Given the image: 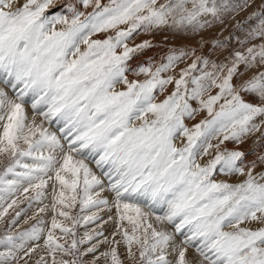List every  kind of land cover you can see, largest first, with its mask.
<instances>
[{"label": "snow or ice", "instance_id": "6c2138e0", "mask_svg": "<svg viewBox=\"0 0 264 264\" xmlns=\"http://www.w3.org/2000/svg\"><path fill=\"white\" fill-rule=\"evenodd\" d=\"M253 3L75 0L66 6L70 17H49L46 10L53 0H0V76L16 97L0 89V157L7 160L0 173V221L18 204V195L34 191L31 207L33 201L42 202L53 175L59 185L58 192L56 183L52 185L50 227H42L45 221L39 219L18 233L6 231L0 237L5 249L0 264H20L21 252L31 258L39 255L38 249L50 261L40 255L36 264H122L116 247L99 252L108 242L107 237L98 239L102 229L76 238L81 221L89 225L102 220L94 211L102 208L115 209L108 219L116 223L132 264H173L166 254L171 235L149 222L158 208L163 215H156V221L175 223L178 233L187 228L184 243L193 246L198 240L197 251L206 264H264V171L254 175L255 162L246 169L241 151H217L207 163L198 162L219 149L211 139L222 135L220 143L242 142L253 132L264 134V0L259 11L237 23L244 33L237 38L240 49L223 61L197 56L190 48L170 49L166 62L154 70L138 66V74L147 77L143 82L126 76L132 56L152 46L149 41L129 46L138 30L199 33ZM227 46V40L214 42L215 48ZM190 56L195 59L178 69V78L161 75ZM118 84L126 88L117 90ZM169 84L174 91L154 102L155 90L163 92ZM29 95L34 113L50 123L63 122L62 137L34 118L29 121L24 107ZM198 111H206L207 118L189 129L185 118ZM181 137L187 142L178 147L174 141ZM258 159L264 165V156ZM86 160L108 177L112 201L100 197L104 182ZM217 166L225 176L238 173L247 179L236 184L217 181ZM77 203L81 213L92 214L72 215ZM48 209L45 205L39 213ZM20 216L15 213L9 228ZM246 221L261 226H242ZM63 237L71 242L61 243ZM84 244L90 246L81 248ZM175 264H190L185 248L178 250Z\"/></svg>", "mask_w": 264, "mask_h": 264}, {"label": "rangeland", "instance_id": "374dc122", "mask_svg": "<svg viewBox=\"0 0 264 264\" xmlns=\"http://www.w3.org/2000/svg\"><path fill=\"white\" fill-rule=\"evenodd\" d=\"M67 1L70 4H73L75 0H70V1L69 0H53V4L46 10V15H48L49 17L53 15H67L70 17L71 13L68 12V10L66 9L67 8L66 6L69 5ZM102 2L106 4L108 3V0H102ZM159 2H163V0H159ZM261 2L262 0H254L253 6L247 9L246 11L241 12L238 15H234L233 17L227 18L223 24H220L219 22H214L211 27H207L199 33L176 32L169 28H162L159 30L153 29L147 32L138 30L137 33H134L133 36L129 39L128 41L129 46L132 47L144 41H149L152 46L144 49L143 51L136 52L132 56V58L128 61V64H129L128 67L130 69L128 72H126V76L128 80L129 81L138 80L140 82H143L145 79H147V77L144 74H138V66H152L154 70L156 66H158L159 64L163 62H166L165 58L168 55L170 49L190 48V49L195 50V53L197 56L207 57L210 60L223 61L224 58L228 56L229 53H231L233 50L240 49V45L238 43L237 38H242L244 33L237 29V23L243 24L245 21H247L248 16L251 15L253 11H259V6ZM80 10L83 11L84 9L81 8ZM88 11H91V9H88ZM208 19H211V17H208ZM59 27L61 26L57 25V28ZM225 40L228 41V46L226 49L214 47L215 41H225ZM194 59H195V56H190L186 58L181 64H179L176 69H170L168 72L162 73L161 75L164 77L172 75L178 78V69L186 67ZM131 62H134V66L131 65L132 64ZM130 65L133 68H131ZM194 74L198 75L199 73H194ZM4 84L5 83H3L0 79V88L1 87L7 88L6 84L5 85ZM6 88H4L5 92H6ZM116 88L117 90H124L126 88V85L118 84ZM8 89H9V92H11V94L9 95L10 98L15 100L16 97H15L14 90H12L11 87H9ZM172 91H174L173 84L167 85L163 92H160L158 89L155 90L154 92L155 101L154 102L156 103L162 102L169 94H171ZM213 92H215V90H213ZM190 104L194 108L200 107L198 102L196 101H190ZM24 106H27L28 108L29 104L25 103ZM30 112L31 114L33 113L31 120L32 118H35L37 123H43L44 127L46 126L50 127L51 133L56 134L57 137H62V133H60L61 131L59 127L53 125L52 122L50 123L44 120L42 116L37 115L33 111H30ZM206 118H207L206 111H198L194 115L193 118L191 119L187 117L185 118V125L189 129H192L196 123H199L201 120L206 119ZM221 139H222V135L220 137L211 139L209 141L213 145L219 144V149L213 148L212 150H210V154L208 156L198 157L199 163L201 164L207 163L210 159L214 158L217 151L222 152V153L230 152V151H241L244 153V157L242 159L244 162L243 166L246 169L248 167H251L252 163L255 162L256 167L253 169L254 175L260 173L261 171H264V165H261L258 159L260 156H264V134H262L261 132H253L247 138L243 139L242 142H236L234 140H227V141H224L223 143H220ZM174 142L176 143L178 147H182L184 144H186L187 141H186V138L181 137L180 139H177ZM61 143H65V141L61 139ZM44 154L47 155L48 154L47 151H45ZM77 159H79V157H77ZM0 161H3V162H0V173H2L4 170V166L7 163V160L3 157H0ZM25 162L31 163V160H26ZM85 162L89 164V167L92 169L95 175L101 178L102 181L104 182L105 191H103L104 193L102 192L104 196L105 192H107L106 190H107V185H108V181H107L108 177L100 173L99 170L94 165V163L91 162L90 160H86ZM214 178L217 181L226 180L229 183L236 184V183H242L245 179H247V176L246 175L241 176L238 173L225 176L223 173L219 171V166H217V171L214 173ZM54 182L55 181H54V175H53V180H50L48 182L49 186L44 189L45 195L41 198L42 202L36 203L33 201L31 207H29V202H30L31 197L35 196L34 191L30 190L28 193L18 195L17 197L18 204L14 206L13 208H10L8 210L7 216H5V218L2 221H0V237H2L6 231L18 233L25 229H29L34 224H36L39 219H43L45 221V224L42 225V227H45V228L50 227L51 216L53 215V213L50 211V205L52 203V185ZM55 183H56V190L58 192L59 185H58V182H55ZM96 191H99V189H95L94 193ZM102 193L100 194V197L104 198L102 196ZM109 193H110L109 201H112L114 199V196L111 192ZM107 195L109 196L108 193ZM81 196H82V192H81ZM25 197H28L29 199H25ZM10 202H11L10 200L6 201V204ZM45 205H48L49 209L43 213H39V209L44 207ZM104 209H106L105 211L108 212L107 214H105ZM144 210L148 211V208L145 207ZM94 211H96L97 215L102 217V220L97 221L96 223H93V224H89V225H84L83 221H81V224L77 226V228L75 229L77 233V236H76L77 240H79L86 231L87 232L92 231V233H94L95 231L102 229L104 232V235L102 237H99L98 239L101 242H103L104 237H107L108 242L101 244L99 252L108 251L111 247H116L118 254L120 256V259L122 261V264H132L130 258H128L127 256V248H126V245L124 244L123 238H121L122 236L117 233L116 223L114 222V220L108 219L109 215L115 216V209H112L111 212H109L107 208H102L100 210H94ZM16 212H21V216L18 218L17 223L15 225H12L9 228V222L15 217ZM154 213L155 214H150L149 222H151L153 226L156 227L158 230H163L167 232L168 234H170L172 237V240L170 241V245H169L170 248L168 247L166 249V254H167V250L171 253V255L167 254V257L168 259H171L170 261H172L173 264H175L176 260L178 259V250L180 248L186 249V259L190 262V264H206V262L203 261V258L200 256L199 252L197 251L196 245H198V242L194 241L193 246H188L184 243L185 238L190 234L187 228L183 229V231H185V238H183L182 233L181 232L178 233L176 231L175 223L173 224L167 221L163 223H159L156 221L155 217L156 215H163V214L155 210H154ZM71 214L74 216H80L84 214L91 215L92 213L91 212L81 213L79 203H77L75 208L71 210ZM125 225H126V222H125ZM105 226L107 228H104ZM242 226L258 228L261 225H259L256 222L246 221L245 224ZM129 231H130V228H129ZM57 235H60L59 230H57ZM65 240H68V243L71 242L70 239L67 237H63L60 242L63 243ZM113 240H116V241L119 240L120 243L118 245L115 243H112ZM122 245H123V249L121 250ZM88 246L90 245L89 244L80 245L81 248H86ZM4 250H5L4 247L0 245V251H4ZM37 251L39 255L36 253H33L31 258L24 257L23 253L21 252L20 255L23 257V259L20 261V264H24L25 260L28 261V264H36V261L39 260L40 255H44L45 259H48L50 261V257H48L44 252L40 251L39 249ZM133 251H136V246H133ZM99 252L97 253V255H99ZM59 258L60 257L58 256L57 259ZM88 258L91 259V257H88ZM67 259H71V257H67Z\"/></svg>", "mask_w": 264, "mask_h": 264}, {"label": "bare ground", "instance_id": "6f19581e", "mask_svg": "<svg viewBox=\"0 0 264 264\" xmlns=\"http://www.w3.org/2000/svg\"><path fill=\"white\" fill-rule=\"evenodd\" d=\"M70 1V0H69ZM66 2V1H65ZM75 2V1H74ZM67 3H69L68 1H67ZM70 4V3H69ZM67 5V4H66ZM64 8H66V7H64ZM67 9V8H66ZM155 51V50H154ZM145 55V54H144ZM136 62V61H135ZM132 64L131 65H133L134 66V62H131ZM129 65V64H128ZM130 65V67L131 68H133L132 66ZM136 65H137V63H136ZM135 71V70H134ZM132 75V74H131ZM0 79H1V81H3V77L2 76H0ZM5 85V84H4ZM7 86V88L6 87H1L0 89H3L4 90V88H6V93L8 94V96L11 94V92H9V85H6ZM13 90V89H12ZM10 97V96H9ZM12 97V96H11ZM26 103L27 104H29V107L27 108V106H24L25 107V112H26V114H27V116H28V118H29V121L31 120V117H32V114H31V112L30 111H33V110H31L32 109V106H31V104H32V100H33V97L31 96V95H29V96H27L26 98ZM31 108V109H30ZM33 119V118H32ZM35 119V118H34ZM38 119V118H37ZM37 122V121H36ZM52 123H53V125H55V126H57V127H59V128H61L62 126H63V122L62 121H58V120H54V121H52ZM49 132H51L50 131V127H48V126H46L45 127ZM61 133V132H60ZM219 141V140H218ZM233 148V147H232ZM212 150V149H211ZM56 155H59V153L57 152V153H55ZM94 165L96 166V164L94 163ZM96 168L99 170V172L100 173H102V170H101V168H98L97 166H96ZM102 177H103V175H102ZM101 179V178H100ZM102 180V179H101ZM106 180V179H105ZM108 181V180H107ZM107 191V190H106ZM102 193V192H101ZM100 193V194H101ZM104 193V192H103ZM103 193H102V196H103ZM107 193L109 194V196L107 195ZM104 198H107L108 200H109V198H110V193L107 191V192H105V194H104V196H103ZM106 209H104V211H105ZM155 211H158V212H160L161 214H163V209H155ZM108 212L107 211H105V214H107ZM106 216V215H105ZM28 220V219H27ZM178 222V221H177ZM174 224V223H173ZM104 228H107L106 226L104 227ZM90 233H92V231L90 232ZM182 233V236H183V238H185V231H182L181 232ZM122 238V237H121ZM122 240V239H121ZM119 241V240H118ZM120 242V241H119ZM196 242H198V244H199V241L197 240ZM194 245H195V243H194ZM169 248H170V246H169ZM123 249V245H122V248H121V250ZM167 254H169V255H171V253L167 250ZM171 257V256H170ZM169 260H171V259H169Z\"/></svg>", "mask_w": 264, "mask_h": 264}]
</instances>
